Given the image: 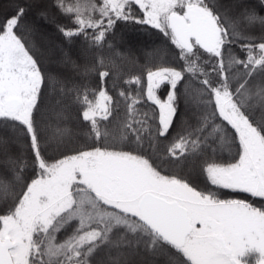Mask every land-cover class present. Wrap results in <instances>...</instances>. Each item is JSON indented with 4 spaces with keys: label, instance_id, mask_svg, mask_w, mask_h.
<instances>
[{
    "label": "snow or ice",
    "instance_id": "obj_1",
    "mask_svg": "<svg viewBox=\"0 0 264 264\" xmlns=\"http://www.w3.org/2000/svg\"><path fill=\"white\" fill-rule=\"evenodd\" d=\"M32 8L41 21L51 18L49 9L67 17L57 31L69 48L77 40L82 45L64 53L70 77L49 74L26 46L21 26ZM122 24L157 30L182 62L179 69L149 68L142 96L121 91L123 118L120 101L104 87L108 65L120 54ZM157 54L163 58L166 50L151 53ZM91 72L101 84L94 99L80 93V80ZM132 82L142 83L139 76ZM50 90L60 97L56 104L73 97L87 126L85 142L58 145V156L47 155ZM144 102L154 106L151 114L138 107ZM173 134L168 156L177 165L208 156L217 139L230 137L233 161L205 159L202 172L215 189L253 202L197 190L140 154L145 142L150 148L153 138ZM20 144L31 159L30 176L18 163ZM73 220L66 239L57 240ZM121 227L129 234L147 228L157 238L139 248L146 264H245L252 251L264 264V0H32L0 19V264H93L94 250Z\"/></svg>",
    "mask_w": 264,
    "mask_h": 264
},
{
    "label": "trees",
    "instance_id": "obj_2",
    "mask_svg": "<svg viewBox=\"0 0 264 264\" xmlns=\"http://www.w3.org/2000/svg\"><path fill=\"white\" fill-rule=\"evenodd\" d=\"M32 0H17L10 8L0 13V19L5 15L11 14L13 7L16 3L21 5L31 3ZM48 3V0H44ZM58 2V0H57ZM73 3L87 4L89 0H72ZM93 3L98 0H92ZM222 3L227 4L228 0H222ZM55 6V5H54ZM37 11L35 8L29 9V14L25 18L22 24L21 34L24 36L26 46L31 50L34 58H38L42 67L51 75H54L58 79H65L71 76V70L67 68L62 62L65 51H71L73 54L82 47L79 40H77L70 48L64 42V37L57 31V23L67 25L69 23L66 16L56 15L49 9L50 19L39 22L36 21ZM39 26V27H38ZM31 28L32 31L27 29ZM255 35H259V31L254 30ZM130 34L135 37L144 39V43L141 48L134 47L128 39ZM117 35L123 37V40H118L115 44L119 56L115 57L108 67H112L113 71L110 76L106 78L104 87L109 95L115 100L120 101L119 115L123 118L127 111V103L123 98L119 97L121 91L125 93H131L133 97L136 96L137 91L143 95V89L146 87V72L149 68L155 70L159 64L167 66L177 67L179 69L181 61L175 58L172 49L167 45V41L164 40L162 34L158 33L155 29H150L147 26L127 24L118 29ZM164 48L166 55L161 58L160 55H151L157 49ZM234 53L240 56L239 47L234 46ZM106 56H110L111 53L105 51ZM242 58V57H241ZM61 60L60 64L57 62ZM118 67L119 71L115 69ZM100 71L107 70L106 67L101 66ZM139 76L141 78V85L138 87L133 83V79ZM80 93L81 95L87 94L89 99H94L96 93L99 91L101 84L99 80L98 72H91L86 77L80 80ZM167 85L162 86L158 95L164 98V91ZM56 92L50 90L49 93V109L45 117V136L48 141V153L49 156H58L59 153L55 151L57 146L67 145L68 147H75L82 145L86 137L84 132L87 131V126L80 119V105L75 101L73 97H64L63 103L56 104L55 99H59ZM193 105L199 103L198 96L193 94ZM141 111H147L151 114L154 106L147 102L138 106ZM176 142L175 134L169 138L152 139V147L147 146L140 151V154L146 158H150V162L153 163L159 171L164 175H176L183 177L189 181L192 186L197 190L203 191H218L220 198H237L245 199L249 202H253L252 199L244 193H234L229 190H218L212 186L206 176L202 172V167L205 165V159L215 161L217 163H227L233 161L237 148L234 145L230 137H221L216 140L213 146L214 151L208 156L203 158H190L184 161L180 165H177L169 156L168 150L172 147V144ZM17 154H22V159L18 161L20 164L21 172L24 176H30L32 174L31 159L26 151H23V144L17 146ZM124 150H135L134 146H125ZM30 182V181H29ZM258 203V200L255 201Z\"/></svg>",
    "mask_w": 264,
    "mask_h": 264
},
{
    "label": "rangeland",
    "instance_id": "obj_3",
    "mask_svg": "<svg viewBox=\"0 0 264 264\" xmlns=\"http://www.w3.org/2000/svg\"><path fill=\"white\" fill-rule=\"evenodd\" d=\"M17 0H0V13L10 8ZM39 14L36 21L39 22ZM39 27V26H38ZM128 39L134 47L141 48L144 39L130 34ZM58 64L61 60L57 59ZM78 221L73 220L71 224L56 234L57 240L63 242L69 232ZM154 242H158L150 229L138 228L135 233L129 234L126 227L118 228L110 233L108 239L100 244L93 252V264H146V253L139 251V248H147ZM136 244L138 247H133ZM182 258V257H181ZM245 264H257L260 259L259 253L252 251L242 258Z\"/></svg>",
    "mask_w": 264,
    "mask_h": 264
}]
</instances>
